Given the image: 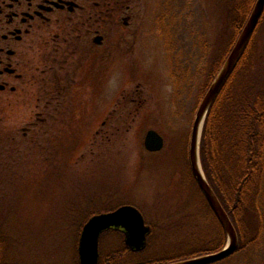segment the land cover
<instances>
[{"label":"rangeland","instance_id":"374dc122","mask_svg":"<svg viewBox=\"0 0 264 264\" xmlns=\"http://www.w3.org/2000/svg\"><path fill=\"white\" fill-rule=\"evenodd\" d=\"M153 9L151 24L144 30L143 22L136 36L134 86L130 87L137 100H146L144 106L136 104L132 114L127 112L129 117L106 127L101 122L111 107H104L102 119L94 116L95 108L77 114L75 109L65 137L57 142L63 153L56 157V169L37 147L26 148L17 159L9 155L0 124V225L8 237L7 263L78 264L77 232L86 215L73 220L79 217L73 205L87 208L90 196L107 198L98 210L133 205L154 228L149 249L138 252L137 261L171 264L213 249L215 244L205 240L217 235L219 227L191 177L188 156L211 70L216 59L226 55L232 37L227 11L222 0H173L155 8L163 27L171 28L173 23L169 31L180 39L182 54L177 62L186 85L182 83L170 95V66L176 57L166 62L162 54L164 37L157 34L159 25L154 22L153 27ZM253 62L258 84L264 88V25L256 36ZM120 64L121 75L123 68L132 67L127 60ZM150 130L165 140L158 153L145 148ZM122 244L121 236L109 234L101 249L107 254ZM258 257L264 263V250ZM223 264H234L233 259Z\"/></svg>","mask_w":264,"mask_h":264},{"label":"flooded vegetation","instance_id":"af4514ba","mask_svg":"<svg viewBox=\"0 0 264 264\" xmlns=\"http://www.w3.org/2000/svg\"><path fill=\"white\" fill-rule=\"evenodd\" d=\"M172 1L0 0V124L9 155L17 159L37 147L56 169L63 153L57 142L74 113L95 108L94 116L102 119L104 107H111L101 122L106 127L127 118L136 104L144 106L146 100H137L130 87L136 36L143 22L144 30L150 23L153 7V27L159 25L157 34L164 37L162 54L166 62L176 57L169 70L170 95H175L185 83L177 62L180 39L169 31L173 23L163 27L155 14L158 5ZM125 60L132 67L121 75ZM188 159L190 165V148Z\"/></svg>","mask_w":264,"mask_h":264},{"label":"trees","instance_id":"16d2710c","mask_svg":"<svg viewBox=\"0 0 264 264\" xmlns=\"http://www.w3.org/2000/svg\"><path fill=\"white\" fill-rule=\"evenodd\" d=\"M257 1L222 0L232 37L226 55L220 59L218 57L215 61L200 103L231 53ZM263 25L264 12L246 49L210 108L203 129L201 141L203 171L239 236L238 251L232 257L216 264H223L230 259H233L234 264H259L261 259L258 254L264 250V88L258 84L253 62L256 36ZM189 168L210 216L219 227L217 235L205 240L208 244H215L213 249L192 256L195 258L222 250L227 243V235L200 190L191 165ZM106 199L99 197L95 200L90 196L87 197V208L79 204L73 205L78 209L75 213L79 216L72 218L73 220L79 221L86 215L80 222L77 232L75 245L77 251L82 229L88 220L96 214L111 212L122 206L116 205L109 210L95 209L107 203ZM109 234L121 236L123 244L118 250L104 254L101 244L103 238ZM153 235L152 227L148 246L142 252L149 249ZM219 235L222 241L220 245ZM9 251L8 237L0 225V264H9L7 263L10 258ZM100 254L98 264H165L156 260L149 262L135 260L139 253L133 252L126 245L122 232L114 230L107 231L101 236ZM77 260L80 264L78 253Z\"/></svg>","mask_w":264,"mask_h":264},{"label":"water","instance_id":"95a60500","mask_svg":"<svg viewBox=\"0 0 264 264\" xmlns=\"http://www.w3.org/2000/svg\"><path fill=\"white\" fill-rule=\"evenodd\" d=\"M264 12V0H258L256 6L238 37L231 53L226 59L217 77L203 97L194 120L190 141V165L192 173L227 235L225 247L214 253L179 261L171 264H216L232 257L239 249L237 230L209 184L201 163V141L204 125L217 95L235 68L246 49ZM145 148L151 153L164 149L165 140L155 130H150L145 137ZM110 230L122 232L126 245L133 252H142L148 246L151 226L146 223L142 212L132 205H124L111 212L92 216L84 225L78 245L80 264H98L100 261L101 236Z\"/></svg>","mask_w":264,"mask_h":264}]
</instances>
